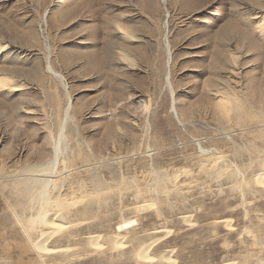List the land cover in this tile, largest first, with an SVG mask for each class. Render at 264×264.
<instances>
[{
	"label": "rangeland",
	"instance_id": "374dc122",
	"mask_svg": "<svg viewBox=\"0 0 264 264\" xmlns=\"http://www.w3.org/2000/svg\"><path fill=\"white\" fill-rule=\"evenodd\" d=\"M165 2L0 0V264H264V0Z\"/></svg>",
	"mask_w": 264,
	"mask_h": 264
},
{
	"label": "bare ground",
	"instance_id": "6f19581e",
	"mask_svg": "<svg viewBox=\"0 0 264 264\" xmlns=\"http://www.w3.org/2000/svg\"><path fill=\"white\" fill-rule=\"evenodd\" d=\"M165 3H166L165 0H163V4H165ZM256 19L258 21L257 30L259 32H261L262 35H264V14L258 15L256 17ZM7 80H8L7 77L6 78L0 77V83H2L3 85L6 84ZM219 88H221V87H218L217 89H219ZM222 88L223 89L216 90V97L218 99V106H220V108L223 109L224 113H223L222 109H221V111L225 117L228 116V119H229L232 116H234V121L237 123V126H240L241 130L242 129L244 130L245 128L251 127L254 125H256V126L260 125V124L263 125V116H260L258 113L254 112L252 110V107L250 106V104L247 101L241 99V97L237 94L238 91H236V93H233L230 90H226L224 87H222ZM254 120L257 121V124L252 123ZM61 127H62V125H61ZM256 128H254V129H256ZM61 135H63V132L61 133ZM57 154H58V149L56 148L55 156L51 160H49L47 162V164H45V167L43 170L45 173H43V171H41L43 174H40V175H37L34 177H30L27 181L28 182L26 185L27 188L25 187L27 196L30 197L31 199L37 198V200L40 204V208H39L40 211L38 212V216H37L36 220H38V221H40V223H43L46 225H53L56 229L60 228L61 225H57V223L54 221L55 214L50 215L49 209H47V205L50 203L48 188H50L49 186L51 185V183H53L52 186H54V188H57V186H58L57 180L60 179L61 176L63 177L65 175H68V173H69V171H66V172L64 171V169L68 167L67 166L68 162H66V160H64V167H65L63 169L64 173L61 171L59 172L57 170V168L59 166V158L57 157ZM215 158H217V157H215ZM263 168H264V166H263ZM69 175H71V174H69ZM97 180L98 179H96V181ZM255 180H257L258 182L264 183V172H261V173L259 172V174L255 175ZM261 185H263V184H261ZM135 222L137 223L136 219L123 218V220L119 223V225L117 226L116 229L119 232H123L126 229L127 230L130 229L131 226H133ZM47 239H49V237L47 236V238H45L43 235L42 238L35 243L36 249L39 251L51 250V248L45 242ZM123 239H124V236L122 234H117L116 240H115V247H121V246H123V244L125 245ZM52 250H55V249L52 248ZM137 255L139 257L145 259V260L146 259L152 260L155 258L154 256H152L148 252V249L140 252ZM174 261L175 260H173L171 258L168 259V263H173ZM229 264H232V263H229Z\"/></svg>",
	"mask_w": 264,
	"mask_h": 264
},
{
	"label": "built area",
	"instance_id": "2783aa9c",
	"mask_svg": "<svg viewBox=\"0 0 264 264\" xmlns=\"http://www.w3.org/2000/svg\"><path fill=\"white\" fill-rule=\"evenodd\" d=\"M136 225H137V223L135 222L133 226H136ZM133 226H131V228H132Z\"/></svg>",
	"mask_w": 264,
	"mask_h": 264
}]
</instances>
